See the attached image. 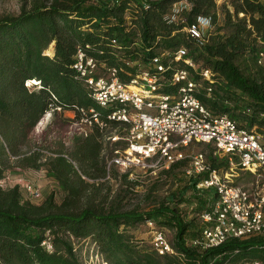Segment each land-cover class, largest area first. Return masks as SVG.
I'll list each match as a JSON object with an SVG mask.
<instances>
[{
	"label": "trees",
	"instance_id": "16d2710c",
	"mask_svg": "<svg viewBox=\"0 0 264 264\" xmlns=\"http://www.w3.org/2000/svg\"><path fill=\"white\" fill-rule=\"evenodd\" d=\"M176 1L21 0L19 13L0 15V264H82L75 241L87 238L109 264L264 260V234L229 238L205 250L192 246L190 239L202 227L198 213L212 191L196 187L207 174H187L188 158L161 170L172 177L182 170L181 186L147 207L127 203L137 182L127 180L128 171L118 175L117 164H108L103 139L106 128L129 124L109 120L108 109L95 102L72 67L82 48L96 60L98 74L113 67L127 83L143 71L154 74L153 58L161 56L165 70L157 74L160 91H172L173 72L185 69L200 84L196 96L211 112L227 115L264 141V71L257 62L264 52V0H229V6L186 0L183 18L172 20L168 13ZM201 18L208 19V27L199 43L187 29ZM49 46L52 55L45 53ZM181 47L186 54L177 60ZM203 69L210 70V79L202 77ZM27 81L35 83L27 87ZM56 107L72 110L75 119L81 118V109L88 116L94 109L99 122L75 136L68 148L62 140L53 146L31 142L40 118ZM206 159L211 168L229 167L227 155L214 147ZM14 168L41 171L57 190L37 200L25 198L20 184H5ZM110 179H122L127 190L110 194ZM147 218L173 231L167 241L174 253L160 254L133 239L127 227Z\"/></svg>",
	"mask_w": 264,
	"mask_h": 264
},
{
	"label": "built area",
	"instance_id": "2783aa9c",
	"mask_svg": "<svg viewBox=\"0 0 264 264\" xmlns=\"http://www.w3.org/2000/svg\"><path fill=\"white\" fill-rule=\"evenodd\" d=\"M204 19L208 22L207 18ZM187 30L202 43L204 35L199 23ZM185 54L186 50L181 47L175 59L179 60ZM184 62L194 67L192 60L184 59ZM257 62L264 71V52L259 53ZM153 63L157 68L154 74L143 71L125 83L117 76L116 68L98 74L96 60L86 55L82 48L77 49L72 67L89 88L92 98L99 106L108 109L109 120L129 124L128 144L124 149L127 153L116 156L111 162L123 169L140 162V159L153 158L157 164L163 162L168 167L177 160L188 158L190 167L187 174L206 173L196 187L212 191V197L198 213L202 226L200 233L190 239L192 246L200 250L219 246L229 238L264 234V192L232 183L226 175L228 173L223 175L222 169L210 167L203 152L186 154L183 151L193 142L212 144L215 152L227 155V169L232 170L236 166L258 177L264 174L262 136L239 127L227 115L211 112L196 96L200 84L190 79L185 69L173 72L171 83L175 88L172 91H160L157 74L164 71L165 66L161 63V56L154 57ZM201 75L210 79L211 72L203 69ZM33 82L25 84L29 86ZM56 109L60 110V107ZM80 112L86 115L81 118L89 125L93 121L99 122L94 109L89 110L90 116L84 109ZM28 188L32 189L31 186ZM154 248L160 254L174 253L162 232L157 234ZM239 264H264V260L252 259Z\"/></svg>",
	"mask_w": 264,
	"mask_h": 264
},
{
	"label": "rangeland",
	"instance_id": "374dc122",
	"mask_svg": "<svg viewBox=\"0 0 264 264\" xmlns=\"http://www.w3.org/2000/svg\"><path fill=\"white\" fill-rule=\"evenodd\" d=\"M217 2L219 4L222 2H226L228 4L229 0H217ZM21 4V0H0V15L6 13H19ZM188 7L189 4L186 0H178L173 4L168 15L172 20H179L183 18V11ZM221 19L222 14L220 11H218V21H221ZM199 24L203 32H206L208 22L204 18H201ZM52 48L53 47L49 46L48 49L45 50V53L52 55ZM27 87H31V85ZM130 88L134 87L131 86ZM84 116L82 115L81 117L84 118ZM83 118L75 119V112L72 110H50L40 118L36 126L31 131V142H35L39 145H46L49 143L51 146H53L54 141L62 140L64 146L68 148L71 146L75 136L85 135L84 130H89L90 125L85 122ZM127 130L128 128L126 127L106 128L103 139V153L108 164L116 156L127 153L126 151L124 152V149L128 144L126 137ZM107 135H109V137ZM114 142H118V144L113 145ZM212 150L213 147L210 144L193 142L184 148L183 151L186 154H192L194 152L200 151L204 152L205 156H208ZM129 156L132 157L131 155ZM140 160V162L132 164L128 168H118V175L122 174L123 171H128L129 175L127 180H133L137 182L134 192H129L127 195V203L130 206L138 203L144 207L152 205V200L157 199L158 201L160 198L174 189V187L176 188L177 186L182 185V178L184 177L182 170H175V175L172 177V175H165L164 173H161L163 168H167L164 166L163 162H159L157 164L156 159L153 158ZM221 169L223 175L228 173L226 175H228V178L232 183L243 186L247 189L256 188L257 191L259 190L260 192H264V174H261V176L257 177L249 171L243 170L236 166H233L232 170L227 168ZM13 170L14 171L7 174L5 184H20L25 198L37 200L45 196L48 192L57 190L56 185L51 182V179L47 178V181L43 180V173H41V171H36L33 169L19 170L16 168ZM27 185L31 186L32 189L30 190ZM126 185V182L122 181V179H110V194L113 195L115 192L124 193V191L127 190ZM34 191H36L37 193L35 194L38 195L33 194ZM148 191L151 192V197H149L147 200L146 197ZM148 202L149 204H147ZM183 208L185 209V207ZM197 223L201 224L199 220H197ZM127 230L133 236V239L136 242L141 245L151 247H154L155 238L159 232H162L164 239L166 240L171 239L173 236V231L170 228L167 226H157L148 218L138 222L135 225L127 227ZM75 249L82 264H109L103 259L101 254L98 252V246L92 242L90 238L76 240Z\"/></svg>",
	"mask_w": 264,
	"mask_h": 264
}]
</instances>
